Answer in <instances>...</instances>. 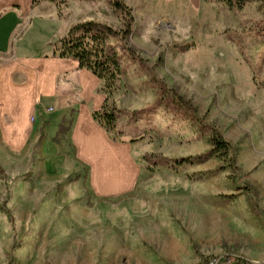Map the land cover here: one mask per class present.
<instances>
[{
    "label": "rangeland",
    "instance_id": "obj_1",
    "mask_svg": "<svg viewBox=\"0 0 264 264\" xmlns=\"http://www.w3.org/2000/svg\"><path fill=\"white\" fill-rule=\"evenodd\" d=\"M111 1H43L58 14L34 10L27 39L43 51L73 22L123 31ZM122 1L131 31L108 42L123 69L113 98L125 161L93 189V170L60 138L58 157L0 128V264H264V220L249 203L264 209V7ZM213 130L227 160L210 152Z\"/></svg>",
    "mask_w": 264,
    "mask_h": 264
},
{
    "label": "crops",
    "instance_id": "obj_2",
    "mask_svg": "<svg viewBox=\"0 0 264 264\" xmlns=\"http://www.w3.org/2000/svg\"><path fill=\"white\" fill-rule=\"evenodd\" d=\"M33 1L0 0V128L12 132L10 141L20 149L41 140L43 150L51 147L58 157L60 138L61 146H71L75 158L93 170L95 189L98 172L117 174V160L125 161V148L93 118L106 99L101 80L78 62L57 57L53 47L35 51L36 41L29 43L25 24L33 11L49 6L46 9L58 14L55 4L34 6ZM73 26L74 22L68 31ZM61 125L67 129L62 136Z\"/></svg>",
    "mask_w": 264,
    "mask_h": 264
},
{
    "label": "trees",
    "instance_id": "obj_3",
    "mask_svg": "<svg viewBox=\"0 0 264 264\" xmlns=\"http://www.w3.org/2000/svg\"><path fill=\"white\" fill-rule=\"evenodd\" d=\"M43 1H51L57 3L58 0H34L33 5H38ZM227 3L231 7L241 9L244 3L248 0H219ZM264 7V0H258ZM113 9L116 13L125 17V29L117 31L107 25L95 21L78 23L73 26L67 36L61 38L56 43L52 44L54 53L61 59L73 60L79 63L81 69H86L101 80L100 91L105 95L106 99L101 110L93 113L94 120L102 126L108 133L113 142H123V132L117 130V120L121 113L118 109L114 95L120 89V77L123 74V69L120 64L119 56L109 44L110 38L119 37L124 39L129 35L133 16L132 11L122 0L111 1ZM131 58L140 61L141 59L130 48L122 47ZM166 94V93H165ZM172 102L179 108L183 109L184 113L190 115L191 112L186 108V104L179 96L172 97ZM195 111H193V114ZM67 129L61 125L59 134L62 136ZM58 139V138H57ZM56 139V140H57ZM212 154H218L221 159L227 160L232 151L231 145L223 139L216 131L213 130L211 137ZM185 162V160H182ZM230 166L236 170L235 159H230ZM251 197L249 200L253 213L258 218L264 220V209L257 208V203L253 202ZM234 264H251L246 260L236 258Z\"/></svg>",
    "mask_w": 264,
    "mask_h": 264
},
{
    "label": "built area",
    "instance_id": "obj_4",
    "mask_svg": "<svg viewBox=\"0 0 264 264\" xmlns=\"http://www.w3.org/2000/svg\"><path fill=\"white\" fill-rule=\"evenodd\" d=\"M48 111H53V109L49 108ZM230 260H231V259H230ZM234 261H235V259H233V262H232V261H229L228 263H225V264H234ZM218 263H219V261H218V262H216V261H211L210 264H218Z\"/></svg>",
    "mask_w": 264,
    "mask_h": 264
}]
</instances>
